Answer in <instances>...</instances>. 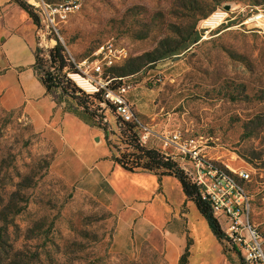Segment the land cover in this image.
Here are the masks:
<instances>
[{"label": "rangeland", "instance_id": "1", "mask_svg": "<svg viewBox=\"0 0 264 264\" xmlns=\"http://www.w3.org/2000/svg\"><path fill=\"white\" fill-rule=\"evenodd\" d=\"M50 1L60 10L53 28L69 59L63 73L75 87L91 95L80 81L117 79L112 87L129 86L126 99L142 145L174 155L181 165L163 141L178 132L208 163L231 175L247 173L235 179L249 198L248 222L264 236V31L244 24L251 12L264 13V0ZM217 10L227 11V22L205 30L204 20ZM49 29L38 21L34 49L44 57L52 48ZM179 44L186 48L172 56L137 60L147 53L156 59L153 51ZM102 46L126 56L95 75L91 66ZM131 61L137 69L128 72ZM3 66L0 53V72ZM54 97L68 101L58 90ZM102 99L95 102L107 128L101 137L122 150L121 119ZM95 147L87 155L111 160L114 149ZM52 154L21 111L5 105L0 88V264H178L187 242V264H242L182 198L174 177H156L143 214L131 219L100 181L92 187L68 170L58 176L68 165L64 156L53 174ZM133 193L130 199L144 200L142 191ZM217 219L226 233V222Z\"/></svg>", "mask_w": 264, "mask_h": 264}, {"label": "crops", "instance_id": "2", "mask_svg": "<svg viewBox=\"0 0 264 264\" xmlns=\"http://www.w3.org/2000/svg\"><path fill=\"white\" fill-rule=\"evenodd\" d=\"M17 14L20 15L18 21ZM35 31V25L21 8L11 0H0V53L4 64L0 72V88L5 105L19 109L31 128L51 146L53 174L60 156H64L68 165L57 173L58 176L66 177L64 170H68V175L79 174L89 179L92 187L100 181L119 209L129 215L132 213L131 219L141 216L147 197L156 188V176L149 172L130 173L110 159L102 162L98 156L87 155L91 147L95 149V145L105 144V141L99 129L65 112L63 103L56 104L37 79L32 70ZM164 178L166 176L161 177V182ZM138 190L145 194L144 200L130 199ZM182 198L185 199L183 194ZM134 202L141 204L133 206ZM224 262L229 264L225 259Z\"/></svg>", "mask_w": 264, "mask_h": 264}, {"label": "built area", "instance_id": "3", "mask_svg": "<svg viewBox=\"0 0 264 264\" xmlns=\"http://www.w3.org/2000/svg\"><path fill=\"white\" fill-rule=\"evenodd\" d=\"M21 1L29 7L41 24L54 30L56 16H60V10L55 4L50 0ZM67 1V4L72 3V0ZM246 19L244 24H248L250 29L264 31L263 12H251ZM227 20V11L217 10L204 20L203 28L211 30ZM39 34L40 31H38ZM96 56L100 58L92 63L91 71L95 75H102L104 69H110L126 55L123 50L102 46ZM92 80L82 81L92 89V93H101V97L113 107L122 121L138 123L136 114L126 99L129 86L122 84L112 87V82L117 80L113 78H106L95 85H92ZM118 81L122 79L118 78ZM163 141L180 155L181 165L179 167L198 187L201 199L209 205L213 215L216 218H223L226 222L228 227L227 232H224L227 237L225 244L236 253L242 264H264V236L248 222L249 198L235 179V176H239L245 180L248 174L244 171L239 173L232 171L234 175H231L221 167L208 163L201 155L200 149L191 142L183 140L178 132L165 135ZM169 157L174 161V155H169Z\"/></svg>", "mask_w": 264, "mask_h": 264}, {"label": "trees", "instance_id": "4", "mask_svg": "<svg viewBox=\"0 0 264 264\" xmlns=\"http://www.w3.org/2000/svg\"><path fill=\"white\" fill-rule=\"evenodd\" d=\"M11 2L21 8L35 27H38V18L25 3L21 0H11ZM49 36H51L52 48L48 50L47 57L41 55V51L34 49V63L32 65V70L37 79L45 89L46 93L52 97L56 104L63 102L54 97L55 90H58L62 95L67 96L68 101H64L63 106L65 112L74 115L83 123L90 127L97 128L106 134V125L102 122V116L98 113L100 108L98 105H95V102L98 104L103 102L101 93L89 95L75 87L74 83H72L66 74L63 73L64 69L70 66L64 47L60 43L54 30L49 29ZM185 48L186 47L183 44L177 45V47L172 50H164V47H161V49H159L160 51L155 50L152 52L156 59H153L147 53L145 56L141 57V60H137H139L138 62H142L143 59L146 58L147 60H150L149 62H153L157 59L172 56L176 54V52L183 51ZM131 67L132 69H130ZM135 69H137L135 61H131V66L129 67L128 72H133ZM112 74H121L123 76L124 71L122 69H114ZM107 106L111 109L113 108L109 104H107ZM120 128L123 144L125 145L122 150L117 147H112L109 141L105 138L106 146L110 150L114 149V153L111 155V160L119 165L124 171L130 173H152L158 178V181H160V178L163 176L174 177L178 181L181 192L186 201L193 203L197 212L205 219L212 234L215 236L219 244L222 245L227 237L221 229L218 219L213 215L209 205L201 199L198 187L190 180L179 165L168 155L159 150L142 145L134 131L135 125H133V123L121 120ZM188 243L189 242H187L183 253L178 259V264H187L189 256Z\"/></svg>", "mask_w": 264, "mask_h": 264}, {"label": "bare ground", "instance_id": "5", "mask_svg": "<svg viewBox=\"0 0 264 264\" xmlns=\"http://www.w3.org/2000/svg\"><path fill=\"white\" fill-rule=\"evenodd\" d=\"M82 84H85V82L84 81H80ZM88 86V85H87ZM89 87V86H88Z\"/></svg>", "mask_w": 264, "mask_h": 264}]
</instances>
